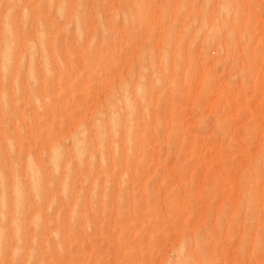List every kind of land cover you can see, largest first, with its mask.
I'll use <instances>...</instances> for the list:
<instances>
[{
  "label": "rangeland",
  "instance_id": "1",
  "mask_svg": "<svg viewBox=\"0 0 264 264\" xmlns=\"http://www.w3.org/2000/svg\"><path fill=\"white\" fill-rule=\"evenodd\" d=\"M0 264H264V0H0Z\"/></svg>",
  "mask_w": 264,
  "mask_h": 264
},
{
  "label": "bare ground",
  "instance_id": "2",
  "mask_svg": "<svg viewBox=\"0 0 264 264\" xmlns=\"http://www.w3.org/2000/svg\"><path fill=\"white\" fill-rule=\"evenodd\" d=\"M21 203H22V201H21ZM20 204V203H19ZM18 220V219H17ZM22 225V224H21ZM18 227V226H17ZM18 228H20V227H18Z\"/></svg>",
  "mask_w": 264,
  "mask_h": 264
}]
</instances>
